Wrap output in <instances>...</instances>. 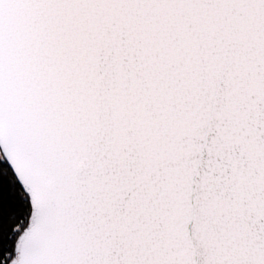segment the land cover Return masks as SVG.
I'll return each instance as SVG.
<instances>
[{"label":"snow or ice","instance_id":"6c2138e0","mask_svg":"<svg viewBox=\"0 0 264 264\" xmlns=\"http://www.w3.org/2000/svg\"><path fill=\"white\" fill-rule=\"evenodd\" d=\"M0 264H264V0H0Z\"/></svg>","mask_w":264,"mask_h":264}]
</instances>
